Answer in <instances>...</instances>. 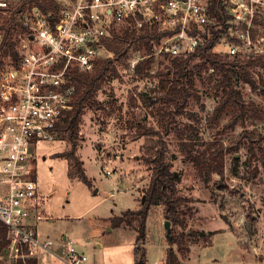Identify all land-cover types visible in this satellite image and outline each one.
Wrapping results in <instances>:
<instances>
[{"label": "rangeland", "instance_id": "374dc122", "mask_svg": "<svg viewBox=\"0 0 264 264\" xmlns=\"http://www.w3.org/2000/svg\"><path fill=\"white\" fill-rule=\"evenodd\" d=\"M224 36L214 48L221 56L228 55ZM135 54L146 53L143 51ZM171 58L155 59L153 73L147 77L138 76L128 68L120 70L121 77L107 80L98 91L96 98L99 103L86 108L80 125L77 152L85 161L86 173L94 182L93 188L78 178H69L67 159L56 154L71 147L68 140L59 137L39 144V154L32 162V167L39 192L43 196L41 211L46 218L40 222V228L44 234L48 233L56 241L67 234L91 258L100 262L136 263L134 246L137 230L124 225L120 228L112 227L109 231V218L121 214L127 208H134L131 181L136 177L144 181L136 194L137 206L141 205L142 191L148 183L150 171L142 156L145 137L134 139L135 124L140 120L158 126L161 116L156 108L143 102L139 92L156 93L154 90L158 78L154 73L157 69H168ZM197 61L199 59L194 62ZM211 72L210 69L206 70L202 79H196L201 99L198 101L191 98L186 112L177 115L176 119L181 127H186L201 139L228 141L236 137L244 127L241 124L233 130L225 127L233 114L231 109L219 119L214 118V107L222 92L213 87L219 77L218 73H214L212 81L208 79ZM236 81L245 99L255 101L264 110V96L261 92L253 90L240 78ZM247 127L264 136V118L255 121L248 118ZM165 137L169 143L167 159L172 161L173 169L182 175L178 193L190 199V202L182 206L184 209L188 206L191 208L187 215L186 232L180 226L171 224V231L175 230L178 239L174 247L180 260L185 264H191L188 263L190 260L202 262L196 264L213 261L225 264H264V170L259 165L258 175L252 177L256 162L252 167L246 164L249 156L246 145L239 151L237 172L234 170L232 154H228L224 177L214 174L206 182L180 151L175 132ZM106 165L111 169V174L107 173ZM119 171L132 176L123 178ZM112 192H115L114 196ZM150 214L144 244L147 264H152L156 259L160 264H166L169 241L162 207L158 211L154 208ZM198 229L217 230V233L207 238L188 235ZM0 264L16 262L5 250L0 254Z\"/></svg>", "mask_w": 264, "mask_h": 264}, {"label": "built area", "instance_id": "2783aa9c", "mask_svg": "<svg viewBox=\"0 0 264 264\" xmlns=\"http://www.w3.org/2000/svg\"><path fill=\"white\" fill-rule=\"evenodd\" d=\"M25 1L0 0V219L8 229L6 251L16 264H110L91 258L68 235L56 241L42 232L43 196L32 167L39 144L60 137L58 124L76 92L71 73L92 72L100 59L113 57L110 45L124 29L171 32L152 40L151 53L131 52V72L151 56H187L212 27L220 28L212 10L216 0H55L53 21ZM217 8L229 16L228 54H264V0H217ZM12 17L16 55L3 44Z\"/></svg>", "mask_w": 264, "mask_h": 264}, {"label": "trees", "instance_id": "16d2710c", "mask_svg": "<svg viewBox=\"0 0 264 264\" xmlns=\"http://www.w3.org/2000/svg\"><path fill=\"white\" fill-rule=\"evenodd\" d=\"M25 3L36 4L48 14L52 21L57 17L59 6L55 0H26ZM212 10L217 17V24L220 25V28L212 27L209 35L205 34L204 44L200 45L194 52L187 56L172 57L168 69L155 71L154 74L158 78L157 87L154 90L156 93L139 92L143 102L152 108H156L161 116L158 126L149 125L140 120L135 124L134 139L145 137V142L142 145V156L150 171L148 183L144 189L146 199L140 208H128L121 214L112 215L109 218L112 227L127 225L137 230L134 246L137 257L135 264H147L144 244L148 232V218L155 207H162L164 218L169 220L173 226H180L185 232L188 226L187 215L191 208L188 206L187 209H184L182 206L190 202V199L178 193L182 175L173 169L172 161L167 159L169 143L165 136L175 132L180 151L185 155L186 160L193 163L206 182H209L214 174H218L221 178L224 177L228 154H232L234 170L237 172L240 163L238 154L244 144L249 153L246 164L252 167L253 163L256 162L252 169V177L258 175L259 165L264 170V136L262 133H257L247 127V119L253 118L254 121L263 119L264 110L255 101L246 100L242 90L236 85V79L240 78L245 84H248L253 90H259L264 96V54L236 57L230 54L221 56L216 53L215 46L220 42L222 35L228 31L226 21L229 16L217 8V0L214 1ZM14 22L12 17L3 44L8 46L7 51L9 50L13 55H16L15 41L12 39L13 32L11 31ZM161 34H171V32L159 33L155 27H147L141 32L124 29L119 35V40L110 45L114 52L113 57L100 59L92 72L75 70L71 73L76 84L72 108L67 111L57 127L60 138L68 140L71 147L56 153L67 159L69 178H78L89 187L93 186L91 178L86 173L84 161L77 152L83 114L87 107L91 108L99 103L96 96L105 82L114 77H121L120 70L130 66L131 52L139 54L145 51V53H151L152 40L157 39ZM196 59L199 61L194 62ZM154 62L155 58L152 56L139 60L135 65L134 73L143 77L151 75ZM211 68L213 71L208 75V79L212 81L214 73H218L219 77L216 78L213 87L222 92L214 107V118L219 119L228 109H231L233 114L225 127L232 130L238 124L244 127L236 137L228 141L224 139H201L198 135L189 132L186 127H181L176 119L177 115L186 112L191 98L198 101L201 99L196 79H202L203 73ZM256 68L260 69L257 70ZM215 233L217 230L198 229L192 230L188 235L207 238ZM168 241L165 263L185 264L180 260L174 247V244L178 242L175 230L171 231ZM7 244L8 229L0 219V254L6 250Z\"/></svg>", "mask_w": 264, "mask_h": 264}, {"label": "crops", "instance_id": "0c3cea01", "mask_svg": "<svg viewBox=\"0 0 264 264\" xmlns=\"http://www.w3.org/2000/svg\"><path fill=\"white\" fill-rule=\"evenodd\" d=\"M84 161V160H83ZM84 165H85V161H84ZM107 166V165H106ZM109 167V166H108ZM85 169H87V167L85 166ZM119 173H120V175L124 178L125 176L128 178V177H131L132 176V174H125V173H122V172H120L119 171ZM131 173H132V171H131ZM122 178V179H123ZM93 182V181H92ZM143 180H137V177L134 179V180H132L131 181V183H132V185H133V190L131 191L132 192V194H133V200H134V208H131V209H138V208H140L141 207V205H142V202H141V205L138 207L137 206V200H136V198H137V195L136 194H138V189H139V187L140 186H142V184H143ZM147 182H148V180H147ZM94 187V182H93V186H92V188ZM111 195L112 196H114L115 195V192H112L111 193ZM144 195V190L142 191V196ZM136 207V208H135ZM128 209V208H127ZM124 211V210H123ZM119 215V214H118ZM105 219H107V218H105ZM124 225H121V226H119V228L120 227H123ZM111 228H112V226H111ZM222 229H225L224 227L222 228ZM109 231L111 230V229H108ZM200 230H204V229H200ZM46 234H48V233H46ZM65 235H67V234H63L62 235V237L63 236H65ZM58 241H60V240H58ZM98 245H101L100 243H98ZM191 263V264H196V263H202V262H200V261H188V263ZM187 263V262H186ZM203 264H207V263H203Z\"/></svg>", "mask_w": 264, "mask_h": 264}, {"label": "water", "instance_id": "95a60500", "mask_svg": "<svg viewBox=\"0 0 264 264\" xmlns=\"http://www.w3.org/2000/svg\"><path fill=\"white\" fill-rule=\"evenodd\" d=\"M145 199H146V194H144L143 197H142V204L145 203ZM165 227H166V230H167V236L170 237V234H171V222L169 220L165 221ZM109 229H111V227H109Z\"/></svg>", "mask_w": 264, "mask_h": 264}]
</instances>
